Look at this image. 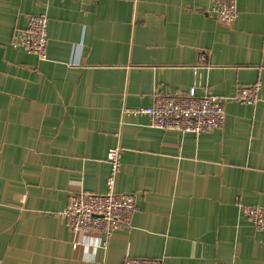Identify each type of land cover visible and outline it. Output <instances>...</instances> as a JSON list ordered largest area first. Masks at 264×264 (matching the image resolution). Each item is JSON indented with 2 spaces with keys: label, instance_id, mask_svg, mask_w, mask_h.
<instances>
[{
  "label": "crops",
  "instance_id": "crops-1",
  "mask_svg": "<svg viewBox=\"0 0 264 264\" xmlns=\"http://www.w3.org/2000/svg\"><path fill=\"white\" fill-rule=\"evenodd\" d=\"M0 0V264H264V231L240 205L264 207V0ZM46 14L47 58L21 46ZM260 83L255 105L234 100ZM226 97L221 129L198 136L127 112L158 95ZM15 125L14 133L8 131ZM135 197L133 224L74 233L71 194Z\"/></svg>",
  "mask_w": 264,
  "mask_h": 264
},
{
  "label": "built area",
  "instance_id": "built-area-1",
  "mask_svg": "<svg viewBox=\"0 0 264 264\" xmlns=\"http://www.w3.org/2000/svg\"><path fill=\"white\" fill-rule=\"evenodd\" d=\"M216 20L232 24L237 18L235 0H223L216 11ZM48 22L46 14L33 15L23 33L21 46L39 59L47 58ZM260 83L238 87L234 100L249 105L258 101ZM226 97L205 95L197 97L193 87L186 96L158 95L154 105L127 112L148 116L153 126L164 130H175L185 134L200 135L221 129L226 121ZM8 131L14 133L15 125H9ZM121 147L109 150L107 160L110 171L103 194L79 192L71 194L66 208L61 212L65 224L74 233L106 234L130 228L136 211L135 197L121 193L116 188L121 168ZM242 214L254 228L264 231V207L241 204ZM122 264H167L162 259L134 258L128 256Z\"/></svg>",
  "mask_w": 264,
  "mask_h": 264
}]
</instances>
